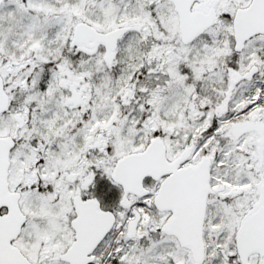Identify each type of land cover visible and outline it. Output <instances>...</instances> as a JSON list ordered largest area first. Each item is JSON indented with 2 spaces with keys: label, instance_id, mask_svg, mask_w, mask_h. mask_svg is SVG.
I'll return each instance as SVG.
<instances>
[{
  "label": "snow or ice",
  "instance_id": "1",
  "mask_svg": "<svg viewBox=\"0 0 264 264\" xmlns=\"http://www.w3.org/2000/svg\"><path fill=\"white\" fill-rule=\"evenodd\" d=\"M0 264H264V0H0Z\"/></svg>",
  "mask_w": 264,
  "mask_h": 264
}]
</instances>
